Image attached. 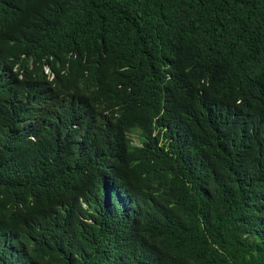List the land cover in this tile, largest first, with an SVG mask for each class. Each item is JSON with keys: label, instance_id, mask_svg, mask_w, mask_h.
I'll return each instance as SVG.
<instances>
[{"label": "trees", "instance_id": "16d2710c", "mask_svg": "<svg viewBox=\"0 0 264 264\" xmlns=\"http://www.w3.org/2000/svg\"><path fill=\"white\" fill-rule=\"evenodd\" d=\"M0 264H264V0H0Z\"/></svg>", "mask_w": 264, "mask_h": 264}]
</instances>
